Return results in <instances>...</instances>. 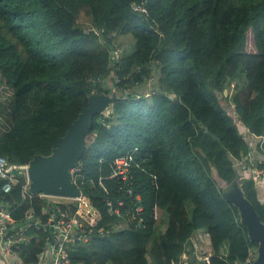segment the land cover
<instances>
[{
	"label": "trees",
	"instance_id": "obj_1",
	"mask_svg": "<svg viewBox=\"0 0 264 264\" xmlns=\"http://www.w3.org/2000/svg\"><path fill=\"white\" fill-rule=\"evenodd\" d=\"M144 2L146 12L134 9ZM126 34L131 52L117 40ZM0 84L11 90L0 101V155L16 164L49 153L93 90L123 97L94 116L87 135L81 170L94 183L81 189L94 213L78 214L92 237L70 244L72 263L172 264L187 252L190 264H234L257 245L222 185L242 168L264 167V0H0ZM121 155L132 193L116 178L105 179L106 192L98 177ZM239 176L263 219L257 183ZM15 177L9 192L0 181V204L13 220L14 249L36 262L50 229L17 227L30 209L46 222L49 201L23 190L22 173ZM108 199L141 220L109 212ZM78 208L70 201L55 210L73 216ZM192 236L212 247L208 262L193 254Z\"/></svg>",
	"mask_w": 264,
	"mask_h": 264
},
{
	"label": "built area",
	"instance_id": "obj_2",
	"mask_svg": "<svg viewBox=\"0 0 264 264\" xmlns=\"http://www.w3.org/2000/svg\"><path fill=\"white\" fill-rule=\"evenodd\" d=\"M134 9L139 11H147L145 2L141 4H134ZM89 28H86L88 31ZM151 86V84H149ZM109 87H111L109 85ZM113 88V87H112ZM115 90V89H112ZM129 91L128 89H126ZM144 95H151L153 92L151 91V87L148 90L142 89ZM118 92V91H117ZM120 93V92H118ZM111 112L108 111L105 115H108ZM242 167H246L242 164ZM18 168L24 169L25 180L23 183V190L25 192H29L28 184L29 179L27 177L26 166L25 165H17L14 162L10 161L7 157L0 155V181L1 189L4 192H9L12 189L13 183L16 181L15 175L18 173ZM243 171L253 172L255 175V179L264 187V167L260 168L257 166H252L249 168H242ZM71 180L75 183V185L80 189V195L75 198H70L78 205L77 214L73 216H66L65 212L57 213L55 208L59 202L57 201H49L43 208V212L48 215V219L46 222L41 223V219L38 217H34V211L32 209L28 210L26 213V218L30 219V222L33 221L34 224L41 225L45 231L50 229V232L47 233L45 243L43 245V249L46 250V253L49 252V264H74L72 263L68 250L69 243H86L91 237V229H86L84 223L79 217V211H85L87 214L92 215L93 208L91 201L87 195L82 192L81 185L84 184L88 179L94 183V179L92 177H88L83 170H81V165L73 166L71 168ZM108 178H116L119 182H123L126 185L127 181L131 186L130 174L127 165V160L124 156L116 157L111 163V173L109 175H101L98 177V185L106 192H108L107 185L105 183V179ZM121 182V183H122ZM129 193H132L131 188H127ZM264 189V188H263ZM40 195H44L40 193ZM45 196V195H44ZM56 197V196H54ZM60 197V196H57ZM67 198V197H60ZM136 199L140 201V195L137 194ZM108 210L109 212L122 215L127 218L128 224H137L141 218L137 217L136 211L131 207L126 206L123 200H117L116 202L108 199ZM143 209L141 204L136 206V210L140 211ZM85 218V217H83ZM86 219V218H85ZM30 222L27 226L30 225ZM9 224H13V220L9 219L4 220L2 218V209L0 208V231H6V237L2 239L1 249L4 254H11L14 250V245L17 241L15 232L8 228ZM26 227V226H25ZM192 246H193V254L197 256L198 260H203L205 262L209 261V257L211 256L210 245L206 242H202L197 239L195 236L190 237ZM208 245V246H207ZM44 253V252H43ZM45 253V254H46ZM257 257V245H251L248 247V252L246 258L239 263L234 264H252L253 261ZM188 253L184 252L178 261L173 262L172 264H188Z\"/></svg>",
	"mask_w": 264,
	"mask_h": 264
},
{
	"label": "water",
	"instance_id": "obj_3",
	"mask_svg": "<svg viewBox=\"0 0 264 264\" xmlns=\"http://www.w3.org/2000/svg\"><path fill=\"white\" fill-rule=\"evenodd\" d=\"M133 91L142 94V91L136 88ZM224 92L226 94L227 90L225 89ZM121 98L123 97L115 90L107 92L95 89L88 94V104L82 107L50 152L36 153L26 163L30 193L67 198L80 195V189L71 180L70 170L73 166L81 165L94 116L104 115L106 110ZM242 172H239V175L245 176L246 171ZM239 175L222 185V194L237 208L239 220L246 227L249 240L257 243V257L252 264H264V215L262 219L252 201L245 195L239 183ZM125 187H130L128 181ZM259 201L264 214V195H260Z\"/></svg>",
	"mask_w": 264,
	"mask_h": 264
},
{
	"label": "crops",
	"instance_id": "obj_4",
	"mask_svg": "<svg viewBox=\"0 0 264 264\" xmlns=\"http://www.w3.org/2000/svg\"><path fill=\"white\" fill-rule=\"evenodd\" d=\"M3 121L5 122V119L2 118L1 115H0V122H3ZM17 165H25L26 166V163L25 164H17ZM17 170H18L19 173H22V174L24 173V169L23 168H18ZM258 189L260 190V194L263 195L264 194L263 193L264 189L262 191H261L262 188H258ZM45 196H48V195H45ZM4 206L5 205H3V203L0 204V208L2 209V218L4 220L8 221L11 218H10V215L8 214V212L4 209L5 208ZM26 219L29 220V221H27V224H25V223L24 224H20L17 228L22 229L24 225L27 226L29 224V222H30V219L29 218H26ZM80 219L82 220V222L85 225L88 224V221L85 218L80 217ZM20 226H22V227H20ZM6 233H7L6 231H4V232L0 231V264H49V252L46 253V250L43 249V248L41 249L42 251L37 252L36 255H37V259L38 260L36 262H33V261L27 262L24 258L29 256L28 253H21L20 251L15 250V249H14L15 251L13 253H11V254H4L2 249H1V243H2V239L6 237ZM26 240H27V238H26ZM27 242H28V240L26 241V243ZM70 244H72V243H69L68 247H66L67 250H68ZM76 244H80V243H76ZM18 247L22 250L25 246L18 245ZM208 248L210 249V252L212 254V247L210 246Z\"/></svg>",
	"mask_w": 264,
	"mask_h": 264
},
{
	"label": "rangeland",
	"instance_id": "obj_5",
	"mask_svg": "<svg viewBox=\"0 0 264 264\" xmlns=\"http://www.w3.org/2000/svg\"><path fill=\"white\" fill-rule=\"evenodd\" d=\"M84 27H86L87 25H90V23L88 22H85V23H82ZM118 39V43L120 45L123 46V48L125 47V49L127 50V52H131L133 49H134V37L132 34H126V35H122V36H118L117 37ZM118 51L120 49H117ZM108 82H111V81H108ZM151 86L148 85V84H145L143 85V89L145 90H148L149 91V88ZM232 84H231V91H232ZM11 94V90L8 89V88H5V86L3 84H0V101H2L4 98L6 99L7 97L9 98ZM111 109V106L108 108V110H106V113L108 111H110ZM105 113V114H106ZM104 114V115H105ZM242 131H243V128H242ZM245 131V130H244ZM245 134V133H244ZM247 135V134H246ZM253 150V148L251 149V151ZM243 170L240 169L239 172H242ZM243 173V172H242ZM245 173V176L241 175V177H251L254 181V183L256 182V187L257 188H262L261 191L263 190V186L262 185H259V183L257 182V180L254 178L255 175L253 174V172H249L248 170ZM23 177H24V180H25V174L23 173ZM46 199L47 201H57V202H70V201H73L72 199L70 198H60V197H54V196H46ZM157 217L159 219V222H158V227L162 230H164L167 226V214H166V211L164 209H161V210H158L157 212ZM201 236H199L200 238ZM195 257L197 258L196 254H195ZM190 258L189 257V254H188V264H190Z\"/></svg>",
	"mask_w": 264,
	"mask_h": 264
},
{
	"label": "clouds",
	"instance_id": "obj_6",
	"mask_svg": "<svg viewBox=\"0 0 264 264\" xmlns=\"http://www.w3.org/2000/svg\"><path fill=\"white\" fill-rule=\"evenodd\" d=\"M116 91V90H115ZM117 92V91H116ZM118 93V92H117ZM118 94H120V93H118ZM121 95V94H120ZM138 96H140L139 94H137ZM111 107H112V105H111ZM111 110V109H110Z\"/></svg>",
	"mask_w": 264,
	"mask_h": 264
},
{
	"label": "bare ground",
	"instance_id": "obj_7",
	"mask_svg": "<svg viewBox=\"0 0 264 264\" xmlns=\"http://www.w3.org/2000/svg\"><path fill=\"white\" fill-rule=\"evenodd\" d=\"M108 110V109H107Z\"/></svg>",
	"mask_w": 264,
	"mask_h": 264
}]
</instances>
